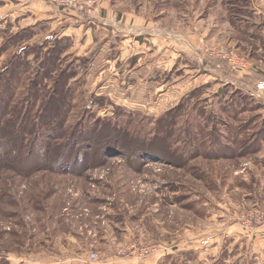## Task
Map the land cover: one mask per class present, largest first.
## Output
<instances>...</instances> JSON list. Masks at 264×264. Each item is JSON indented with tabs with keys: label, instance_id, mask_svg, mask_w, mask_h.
Returning <instances> with one entry per match:
<instances>
[{
	"label": "rangeland",
	"instance_id": "374dc122",
	"mask_svg": "<svg viewBox=\"0 0 264 264\" xmlns=\"http://www.w3.org/2000/svg\"><path fill=\"white\" fill-rule=\"evenodd\" d=\"M94 1V16L69 17L96 36L69 42L50 21L22 29L0 17V134L12 124L26 143L39 131L29 156L0 154V264H264V111L253 90L238 91L242 72L215 56L244 57L254 38L205 45L206 32H191L204 4L233 16L241 0ZM46 61L56 72L34 89ZM60 71L67 98L48 121L58 138L45 155L39 110ZM28 111L33 126L21 132ZM101 136L95 146L107 149L89 150L77 173L48 167L59 144Z\"/></svg>",
	"mask_w": 264,
	"mask_h": 264
},
{
	"label": "crops",
	"instance_id": "0c3cea01",
	"mask_svg": "<svg viewBox=\"0 0 264 264\" xmlns=\"http://www.w3.org/2000/svg\"><path fill=\"white\" fill-rule=\"evenodd\" d=\"M238 1L240 0H236L237 4ZM227 5H229V8L234 7V4L231 5V3H227ZM203 6L204 7L201 8L205 14L201 18L202 21L196 23L193 29H191L193 30L191 32H206V34L203 35L206 39L205 41L201 39L202 43L205 42L208 44V42H211L212 39L218 36L223 38L224 42L228 40L230 44L229 40L231 39L232 32H248L251 37L257 39H251L253 47H251L250 50L244 49L243 55L248 62V69L241 73L236 83L239 85V88H237L239 92L243 91L248 95L247 91L253 90L256 103L259 104L262 111H264V93H257L255 88L257 83L264 81V47L261 48L260 45H258L260 43V37L263 38L264 43V0H241L240 6L238 7L241 12H238L234 7L238 13L233 14V16L230 15V10H228L226 6L222 7L224 11V16L222 17L216 16L213 12L214 9L207 8L205 4ZM201 8L199 7V9ZM199 9L196 10L199 11ZM78 14L73 12L72 14L68 13V15H65L46 2L40 0H0V17L3 15L2 20H5V22L8 19L7 17H12L13 19L11 22H14V26L19 25L22 29H33L39 22L50 21L51 23L48 29L51 32L57 29L58 32H65L63 33V37L66 38L69 33L81 31L84 32L83 36H87L90 32H92L90 35L96 36V34H93L94 28L88 24L87 20L83 22L84 24L77 21L75 23L71 22V17L69 16H77ZM82 16L86 18V16ZM220 18H223V23L221 25L218 23V19ZM45 27L47 28V26ZM66 32H68V34H66ZM252 33H257V35H253ZM231 44H237V47H240V44L242 45L244 43L241 40L236 42L232 40ZM199 47L200 46H196L197 49H199ZM257 53L261 54L257 61L259 67L252 66V62L256 64L252 56ZM175 57L176 55H174L172 59L174 60ZM202 63H204V61H202ZM196 67L198 66L195 64L194 68ZM204 67L206 68L207 66L204 65ZM206 69L210 70L209 67ZM227 85L230 86V84Z\"/></svg>",
	"mask_w": 264,
	"mask_h": 264
},
{
	"label": "trees",
	"instance_id": "16d2710c",
	"mask_svg": "<svg viewBox=\"0 0 264 264\" xmlns=\"http://www.w3.org/2000/svg\"><path fill=\"white\" fill-rule=\"evenodd\" d=\"M63 42H69V38H63L61 39ZM48 60H54L53 57H49ZM46 64H48L46 66ZM41 69L38 70V72L36 73V79L32 80L31 85L34 87V89L38 88L41 86L42 81L48 79V77H50V75L52 74V72H56V69L52 64H49V62H44L43 64L40 63ZM46 66V67H45ZM16 74V72H14ZM42 73V74H41ZM60 74L57 75L56 79L52 82L51 84V92H49L46 95V101L45 103H43V105H41V108L39 110V112L42 113V115L40 116V120L41 122H39V125H37V127H44L43 132H41V134L44 137V139L46 140V143L43 142L42 144V150L43 153H45V155H49L50 153V144H49V139H53L56 140L58 138V136L56 135V128L55 127H51L48 123V121L50 120H54L56 119L55 117L57 116V112L59 111V107L57 105L58 102H63L64 100H66L67 98V93L65 91H63V89L65 88V86L67 85V76H65V72L64 71H60ZM64 73V74H63ZM15 77V76H14ZM17 78V75H16ZM70 78H72L70 76ZM68 77V80L70 79ZM10 80H13V78H10ZM66 80V82H65ZM40 81V82H39ZM60 86H62V90L60 89ZM61 93V96H60ZM59 94V95H58ZM36 96V95H35ZM37 99V97H36ZM60 100V101H58ZM19 117V116H18ZM16 118V117H15ZM31 116H30V112H25L24 114H22V116L19 119V125H20V131L22 132L24 129V125L26 123H29L30 125L33 126L32 122H31ZM48 124V125H47ZM31 126V127H32ZM36 128L32 127V133L31 135L33 136L31 140H29L28 142H23L20 138V136H18V129L16 126L14 125H10L7 128V131L3 132L2 134H0V154H2L3 159L5 161V163H8V160L11 159H15V160H19L23 157H27L32 153V144L36 141L37 138H35V136L37 135L36 133H39V131L34 130ZM23 138V137H22ZM107 136H101V139H93V138H86L87 141L84 143H82L79 148H76L77 143L74 142L73 144V140L69 141L68 143H65L63 145L59 144L57 146L56 149V154H55V158L52 160L50 157H45L46 160H51V164L48 166L51 168V170H53L54 172H57L58 174H61L63 172H66V169L70 170L72 173H77L75 172V169L77 167V163L79 161L82 162L83 159V163L86 164V162L89 160V150H93L95 149V153L93 154L96 155L97 153H99L100 155L103 153V151L105 149H107V146L104 147L103 150V146L97 147L95 146V144L100 143L102 140L106 141ZM110 138V137H108ZM100 141V142H98ZM118 139L115 140V142H117ZM84 144L88 145V148H84ZM84 148V150H83ZM25 149H27V153L23 154L22 151H24ZM99 149V150H97ZM83 151L82 154H80ZM51 154V153H50ZM82 156V157H81ZM100 157H103L100 156Z\"/></svg>",
	"mask_w": 264,
	"mask_h": 264
},
{
	"label": "built area",
	"instance_id": "2783aa9c",
	"mask_svg": "<svg viewBox=\"0 0 264 264\" xmlns=\"http://www.w3.org/2000/svg\"><path fill=\"white\" fill-rule=\"evenodd\" d=\"M51 6L67 9L74 12H84L87 9L88 16H94L97 12L94 0H46ZM215 56L225 65L228 72H244L248 69V62L233 50L218 48ZM257 93H264V81L257 83ZM94 257V256H92Z\"/></svg>",
	"mask_w": 264,
	"mask_h": 264
}]
</instances>
